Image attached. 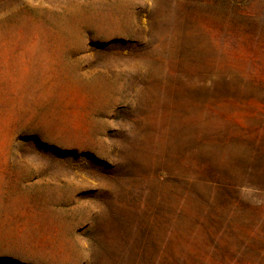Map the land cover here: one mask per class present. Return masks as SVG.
Masks as SVG:
<instances>
[{
    "label": "rangeland",
    "instance_id": "rangeland-1",
    "mask_svg": "<svg viewBox=\"0 0 264 264\" xmlns=\"http://www.w3.org/2000/svg\"><path fill=\"white\" fill-rule=\"evenodd\" d=\"M0 264H264V0H0Z\"/></svg>",
    "mask_w": 264,
    "mask_h": 264
},
{
    "label": "trees",
    "instance_id": "trees-1",
    "mask_svg": "<svg viewBox=\"0 0 264 264\" xmlns=\"http://www.w3.org/2000/svg\"><path fill=\"white\" fill-rule=\"evenodd\" d=\"M197 146L188 149L187 168L196 176H206L211 171V165L208 161V145L203 142H196ZM191 145L189 144V147Z\"/></svg>",
    "mask_w": 264,
    "mask_h": 264
}]
</instances>
